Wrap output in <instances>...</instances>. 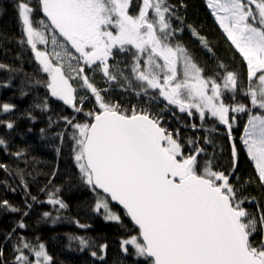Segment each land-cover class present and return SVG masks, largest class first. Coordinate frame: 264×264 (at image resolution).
<instances>
[{
  "label": "snow or ice",
  "instance_id": "snow-or-ice-1",
  "mask_svg": "<svg viewBox=\"0 0 264 264\" xmlns=\"http://www.w3.org/2000/svg\"><path fill=\"white\" fill-rule=\"evenodd\" d=\"M132 3L133 0H36L34 8L31 0H18L16 5L26 38L20 43L30 45L41 70L48 74L45 86L51 96L91 120L76 122L75 116L62 117L74 129L71 138L80 179L93 192L102 190L105 194L95 202L94 211L103 209L106 220L119 222L121 217L112 211L109 199L122 205L139 228V236L121 241L122 251L127 253L128 246H132L137 256L151 258L153 264H264V240L255 246L251 240L257 231V215L243 207L247 198H237L236 188L230 183L237 162L231 133L236 114L247 113L240 139L264 186V0H207L219 26L246 61L248 83L240 91L250 98L251 107L224 102L225 92L235 101L238 74L227 70L222 62V75L204 74L205 69L177 40L183 28L175 27L173 20L181 18L168 0H142L135 14L130 13ZM37 9L46 19L34 21ZM188 27L211 51L207 40ZM49 43L51 51L38 48V44ZM114 50L128 53L130 59L110 64L115 59ZM121 64L125 67L121 68ZM85 67L99 70L106 82L122 80L130 88L135 83V94L143 95L150 103L162 99L166 101L165 108L176 106L189 116L195 110L201 122L206 114L217 118L232 139L233 166L229 175L214 171L211 160L201 165L197 157L203 148L194 147L186 155L179 131L174 137L147 108L134 106L129 111L107 100V90L98 89L90 81ZM76 78L94 97L98 110L84 112L86 97L78 98L70 83ZM14 107L3 104L0 109L9 112ZM36 107L47 110V103ZM253 109L259 111L253 113ZM53 123L49 117V127ZM6 127L12 129L14 125L7 122ZM40 131L43 134L45 129ZM63 134L56 136L62 139ZM0 146L7 147L2 138ZM15 155L22 157L24 153L18 151ZM0 168L8 171L6 164L0 163ZM17 175L27 188L23 170H18ZM47 202L59 209L67 207L61 199L50 198ZM0 207L20 211L6 200L0 202ZM257 212L259 230L264 234V211L258 208ZM17 227L23 229L27 225L21 220ZM72 239L78 240L81 248L91 244L85 237ZM17 240L15 264H52L45 244H32L24 236ZM107 247L98 245L101 253H106ZM3 255L0 249V258ZM91 255L95 257L97 252Z\"/></svg>",
  "mask_w": 264,
  "mask_h": 264
},
{
  "label": "trees",
  "instance_id": "trees-1",
  "mask_svg": "<svg viewBox=\"0 0 264 264\" xmlns=\"http://www.w3.org/2000/svg\"><path fill=\"white\" fill-rule=\"evenodd\" d=\"M134 1V6L135 3L142 2ZM17 3L18 0H0V65H4L0 68V106H15L9 112L0 109V138L7 145L6 148L0 146V163L8 166V171L0 168V202L6 200L13 207L20 209L19 212H13L6 207H0V249L4 253L0 264H15L14 256L17 253L14 246L18 243L19 236L26 237L32 244H45L46 251L52 257V264H153L151 258L137 256L132 246H128L127 253L122 251V240L134 235L139 236L138 229L122 208L110 203L112 209L121 217L119 222L106 220L102 209L99 213L94 211L97 199L105 195L99 191L93 192L92 188L80 179L74 159L75 143L71 138L74 129L66 125L62 117L75 116L76 122L91 120L83 113H75L71 106L51 96L50 90L45 86L49 79L48 74L41 70L30 45L26 42L20 43L26 38L22 31ZM168 3L176 9L177 16L181 18L180 21L173 20L175 27L183 28V31L177 34V40L189 50L194 61L205 69L204 74L213 76L221 72V62L227 70L238 74L239 84L235 101L226 100V94V104L240 102L251 107L250 98L240 91L246 88L248 83L246 61L219 26L207 6V0H168ZM31 6L36 7V0H31ZM33 19L35 21L46 17L37 9ZM188 26L207 40L211 51L200 43ZM50 35L51 30L49 38ZM46 49L51 51V43ZM114 57L115 59L109 61L112 65H116L117 61L130 59H122L118 51L114 52ZM120 67L124 68L125 65L121 64ZM85 74L98 89L107 90L104 93L107 100L117 102L122 109L129 111L134 103L137 109L147 108L160 118L161 126L169 132L172 131L174 137L177 130L179 131V142L186 155L194 147L203 148L204 152L197 157L201 165L204 161L211 160L215 170L229 175L233 166L232 139L226 127L214 117L206 115L205 120L201 122L194 110L193 115L189 116L186 112L181 113L176 106L165 108L166 101L162 99L150 103L143 95L137 96L133 91V88L138 91L135 83L130 88L127 82L122 80L106 82L99 70L88 67H85ZM125 74H129L127 70ZM217 79L220 82L219 78ZM72 83L77 90V97H86L84 112L98 110L94 97L82 86L81 80L72 79ZM45 101L47 110L36 107L43 105ZM257 111L259 109H253V113ZM49 117L55 121L51 127ZM236 117L231 137L235 138L237 162L235 172L230 176V183L236 188L237 198H247L243 207L257 215V231L251 237L255 246L264 240V234L259 230L257 212L258 208L264 211V186L261 185L254 163L248 157L240 139L248 118L247 113L236 114ZM7 122L13 123L14 127L8 129ZM192 124L197 127L192 128ZM42 128L45 129L43 134L40 131ZM59 132L64 133L62 139L56 136ZM189 140L195 143L190 145ZM206 140L210 143H206ZM18 151H23L24 155L17 157L15 153ZM18 170H23L27 188L17 175ZM32 197L36 199L33 200ZM50 198L61 199L67 207L59 209L58 205L47 202ZM250 200L252 202H249ZM27 205H31V208ZM24 212L28 215L24 216ZM45 212L51 215L44 217ZM21 220L27 225L26 228L17 227ZM72 237H85L91 244L87 248H81L79 241ZM100 244L108 245L106 253L100 252ZM93 251L97 252V256L91 255ZM25 254H29L28 250H25ZM101 255L104 256L103 259L99 258ZM32 258L30 256V259Z\"/></svg>",
  "mask_w": 264,
  "mask_h": 264
},
{
  "label": "rangeland",
  "instance_id": "rangeland-1",
  "mask_svg": "<svg viewBox=\"0 0 264 264\" xmlns=\"http://www.w3.org/2000/svg\"><path fill=\"white\" fill-rule=\"evenodd\" d=\"M142 1V0H141ZM135 1L133 0V3H134ZM132 3V6H131V8H130V13L131 14H135L137 11H138V7L136 6V4H135V6H134V4ZM140 4V3H139ZM139 4H138V6H139ZM134 8H135V10H134ZM212 11V10H211ZM151 14V13H150ZM217 21V20H216ZM218 22V21H217ZM219 24V23H218ZM223 30V29H222ZM224 32V31H223ZM226 34V33H225ZM38 48H40L41 50H48V49H46V46H44V45H39L38 44ZM114 52H116L115 50H114ZM129 54L128 53H121V58L122 59H124V58H127V59H129L130 58V56H128ZM120 58V57H119ZM126 59V60H127ZM53 62H55V61H53ZM70 83H72V80H70ZM72 85H73V83H72ZM73 87H74V85H73ZM153 95H154V93H152ZM226 94H227V96H226ZM224 96H226V100H230L231 99V96L227 93V92H225L224 93ZM225 102V101H224ZM226 103V102H225ZM240 103V102H239ZM195 111V110H194ZM232 113L230 112V114L229 115H231ZM207 115V114H206ZM210 116V115H209ZM216 120H217V122H219L218 121V119L217 118H215ZM236 119H237V117H236ZM220 123V122H219ZM221 124V123H220ZM223 125V124H222ZM223 126H225V125H223ZM226 127V126H225ZM245 147V146H244ZM246 149V148H245ZM254 163V162H253ZM213 170L214 171H217V170H215V168H213ZM105 196H101L100 197V199H103ZM111 202L109 201V206H110V208L112 209V207H111V204H110ZM103 210V209H102ZM112 211L113 212H115L113 209H112ZM116 213V212H115ZM105 214V213H104Z\"/></svg>",
  "mask_w": 264,
  "mask_h": 264
},
{
  "label": "water",
  "instance_id": "water-1",
  "mask_svg": "<svg viewBox=\"0 0 264 264\" xmlns=\"http://www.w3.org/2000/svg\"><path fill=\"white\" fill-rule=\"evenodd\" d=\"M162 127V126H161ZM99 192H101L102 194H104L103 193V191L102 190H98ZM105 195V194H104ZM110 200V199H109ZM110 202L112 203V204H114V205H116V206H118V207H120V208H122L123 210H124V208H123V206L122 205H120L118 202H116V201H111L110 200ZM125 212H126V210H124ZM127 215V214H126ZM128 216V215H127ZM129 217V216H128ZM130 218V220L132 221V223H133V225L138 229V231H139V228H138V226L137 225H135V222L131 219V217H129ZM141 240H142V237H141Z\"/></svg>",
  "mask_w": 264,
  "mask_h": 264
},
{
  "label": "built area",
  "instance_id": "built-area-1",
  "mask_svg": "<svg viewBox=\"0 0 264 264\" xmlns=\"http://www.w3.org/2000/svg\"><path fill=\"white\" fill-rule=\"evenodd\" d=\"M134 106L137 107V105H135V104H134ZM134 106H133V107H134Z\"/></svg>",
  "mask_w": 264,
  "mask_h": 264
},
{
  "label": "flooded vegetation",
  "instance_id": "flooded-vegetation-1",
  "mask_svg": "<svg viewBox=\"0 0 264 264\" xmlns=\"http://www.w3.org/2000/svg\"><path fill=\"white\" fill-rule=\"evenodd\" d=\"M136 4V6L138 7V4L137 3H135Z\"/></svg>",
  "mask_w": 264,
  "mask_h": 264
}]
</instances>
